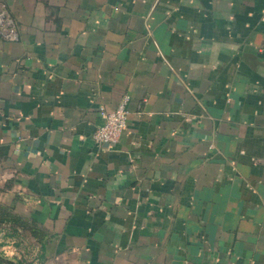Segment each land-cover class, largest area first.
I'll return each mask as SVG.
<instances>
[{
	"label": "crops",
	"instance_id": "crops-1",
	"mask_svg": "<svg viewBox=\"0 0 264 264\" xmlns=\"http://www.w3.org/2000/svg\"><path fill=\"white\" fill-rule=\"evenodd\" d=\"M0 10V259L264 264V0ZM124 95L126 130L96 145Z\"/></svg>",
	"mask_w": 264,
	"mask_h": 264
},
{
	"label": "built area",
	"instance_id": "built-area-1",
	"mask_svg": "<svg viewBox=\"0 0 264 264\" xmlns=\"http://www.w3.org/2000/svg\"><path fill=\"white\" fill-rule=\"evenodd\" d=\"M0 38L7 42L18 40V28L15 19L5 10H0ZM128 95H124L115 109H99V116L103 120L92 134V140L96 145L116 144L126 130L128 120L127 105ZM0 264H8L7 261H0Z\"/></svg>",
	"mask_w": 264,
	"mask_h": 264
},
{
	"label": "trees",
	"instance_id": "trees-1",
	"mask_svg": "<svg viewBox=\"0 0 264 264\" xmlns=\"http://www.w3.org/2000/svg\"><path fill=\"white\" fill-rule=\"evenodd\" d=\"M2 260H3V259H0V261H2ZM3 261H6V260H3ZM7 262H8V264H10L9 261H7Z\"/></svg>",
	"mask_w": 264,
	"mask_h": 264
}]
</instances>
